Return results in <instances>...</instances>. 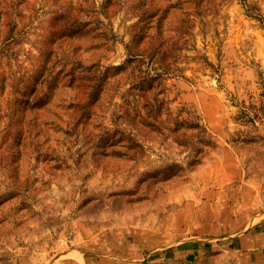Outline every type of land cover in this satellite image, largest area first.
Listing matches in <instances>:
<instances>
[{
    "label": "rangeland",
    "instance_id": "rangeland-1",
    "mask_svg": "<svg viewBox=\"0 0 264 264\" xmlns=\"http://www.w3.org/2000/svg\"><path fill=\"white\" fill-rule=\"evenodd\" d=\"M262 229L264 0H0V264Z\"/></svg>",
    "mask_w": 264,
    "mask_h": 264
},
{
    "label": "crops",
    "instance_id": "crops-1",
    "mask_svg": "<svg viewBox=\"0 0 264 264\" xmlns=\"http://www.w3.org/2000/svg\"><path fill=\"white\" fill-rule=\"evenodd\" d=\"M146 257L149 264H264V229L227 243L191 242L156 249Z\"/></svg>",
    "mask_w": 264,
    "mask_h": 264
}]
</instances>
